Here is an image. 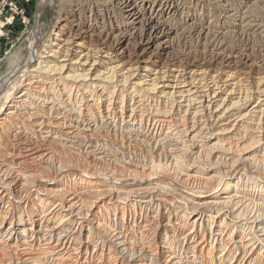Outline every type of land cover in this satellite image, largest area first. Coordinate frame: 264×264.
<instances>
[{
  "label": "bare ground",
  "instance_id": "1",
  "mask_svg": "<svg viewBox=\"0 0 264 264\" xmlns=\"http://www.w3.org/2000/svg\"><path fill=\"white\" fill-rule=\"evenodd\" d=\"M111 1L127 30L95 32L72 12L45 48L33 34L23 72L3 79L0 264H264V123L254 137L251 121L264 117V76L236 111L253 97L241 74L142 64L169 47L161 14L178 0Z\"/></svg>",
  "mask_w": 264,
  "mask_h": 264
},
{
  "label": "rangeland",
  "instance_id": "2",
  "mask_svg": "<svg viewBox=\"0 0 264 264\" xmlns=\"http://www.w3.org/2000/svg\"><path fill=\"white\" fill-rule=\"evenodd\" d=\"M161 1L157 0L155 8H159ZM178 5L176 11L168 13L163 10L161 14L170 26L176 28L169 36L161 38L162 41H167L169 47L159 55L152 52L153 47L148 48L146 56L151 55L148 57L151 62L142 64L153 62L169 65L168 61L171 59L172 66L175 60L183 58L197 62L195 65L198 68L210 73L220 72L222 75L226 70L224 77L229 74L230 69L235 75L241 74L244 77L243 85L240 86L241 95L253 94L246 107L237 105L235 110L245 112L250 109L257 101L258 93L254 91L257 80L264 76V0H178ZM143 6L150 9L148 0L143 1ZM72 12L76 13V23L86 24L95 32L110 26L115 27L113 30L116 32L127 30L131 20L127 19L126 12L111 0H0V88L9 73L19 71L20 73L16 74L19 75L23 72L30 55L32 35L36 34L39 47L45 48L51 39L53 42L54 37L58 36L56 32ZM192 23L201 29L199 33L191 35L187 32ZM134 41V38L130 37L125 43ZM229 56L237 59L242 57L241 62L236 64L237 66H225L222 59ZM37 63L38 60L34 64ZM131 64L136 66L133 62H126L124 66L128 68ZM142 72L144 73V70H141ZM245 75L248 77L245 78ZM139 78L140 76H137L133 81ZM105 84L109 94L114 87L117 91L120 89V83L116 85L113 80ZM131 86L134 87V84L121 86L127 92L130 91L129 97L133 90ZM8 87L10 89L11 85ZM261 118L251 119L254 137L263 126L264 117ZM207 122L205 131L215 134L220 123L211 120Z\"/></svg>",
  "mask_w": 264,
  "mask_h": 264
}]
</instances>
